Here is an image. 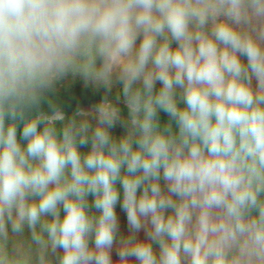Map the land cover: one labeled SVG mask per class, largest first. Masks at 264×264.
<instances>
[{
	"label": "clouds",
	"instance_id": "obj_1",
	"mask_svg": "<svg viewBox=\"0 0 264 264\" xmlns=\"http://www.w3.org/2000/svg\"><path fill=\"white\" fill-rule=\"evenodd\" d=\"M117 183L118 264H264V0H0V264H113Z\"/></svg>",
	"mask_w": 264,
	"mask_h": 264
},
{
	"label": "trees",
	"instance_id": "obj_2",
	"mask_svg": "<svg viewBox=\"0 0 264 264\" xmlns=\"http://www.w3.org/2000/svg\"><path fill=\"white\" fill-rule=\"evenodd\" d=\"M139 42H140V39L137 40V45L139 44ZM172 46L175 47L176 46L175 43H173ZM241 59L242 61L246 63L245 57H241ZM161 86L162 85L159 82H157L156 90H159ZM116 92H117V89L114 87L111 94L109 95V99H111L114 103H116V99H115ZM49 95L52 99H55L58 103L61 104V106L64 109L66 117H70L72 113L77 109V107L86 109L88 107H91L99 103V101L102 99L104 95V90L102 88L99 90H96L91 86L85 87L82 79L79 76H77L75 78L69 77L57 83V85L55 86V91L53 93H50ZM118 106L120 107L122 114L126 116L127 108L123 103L122 96L120 98ZM41 109L44 111H48V104L46 101L42 102ZM159 117H160L161 123H164L168 120V116L166 113L160 112ZM91 122L95 124L94 120ZM21 130H22V124L18 126L17 138L22 146H26V141L20 138ZM111 132L114 136L119 137L124 134L125 130L119 124H117L115 128L111 129ZM79 150L81 154L83 155L90 150V145L80 147ZM163 185H164V181L161 180V186L163 187ZM116 187L120 193V200L115 206V211H116L118 222H119V229H118V234H117V240L114 242L113 247L110 251L113 264H118V261H119V256L117 254L119 246H120L119 237L121 235L124 237H127L131 234V230L129 229V226L127 224L126 212L121 208V203L123 200V189L119 183H117ZM87 202H88L89 212L93 215H99L98 210H96L93 206L94 205L93 195L90 194L87 197ZM63 214H64L63 207L61 205V216H63ZM25 236L26 237L30 236V233L28 232L27 229L25 230ZM136 238L141 241H144L147 239L144 229H141L140 232L136 233ZM89 244H90V247L94 246V234H93V237L90 238ZM153 249L157 254L159 253V246L157 244H153ZM58 251L62 254V250H58ZM130 259H131V264H138L135 258H130Z\"/></svg>",
	"mask_w": 264,
	"mask_h": 264
},
{
	"label": "rangeland",
	"instance_id": "obj_3",
	"mask_svg": "<svg viewBox=\"0 0 264 264\" xmlns=\"http://www.w3.org/2000/svg\"><path fill=\"white\" fill-rule=\"evenodd\" d=\"M253 85L255 86V80H253ZM91 107L86 108L85 110H89Z\"/></svg>",
	"mask_w": 264,
	"mask_h": 264
}]
</instances>
